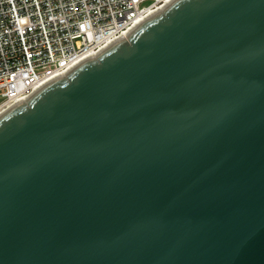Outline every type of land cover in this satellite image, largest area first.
Listing matches in <instances>:
<instances>
[{
    "label": "water",
    "instance_id": "obj_1",
    "mask_svg": "<svg viewBox=\"0 0 264 264\" xmlns=\"http://www.w3.org/2000/svg\"><path fill=\"white\" fill-rule=\"evenodd\" d=\"M0 264H264V0H168L0 113Z\"/></svg>",
    "mask_w": 264,
    "mask_h": 264
},
{
    "label": "built area",
    "instance_id": "obj_2",
    "mask_svg": "<svg viewBox=\"0 0 264 264\" xmlns=\"http://www.w3.org/2000/svg\"><path fill=\"white\" fill-rule=\"evenodd\" d=\"M168 0H0V113Z\"/></svg>",
    "mask_w": 264,
    "mask_h": 264
}]
</instances>
